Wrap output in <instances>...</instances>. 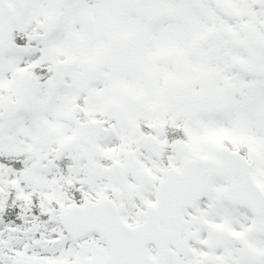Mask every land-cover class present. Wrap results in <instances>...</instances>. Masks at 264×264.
<instances>
[{
    "label": "snow or ice",
    "instance_id": "6c2138e0",
    "mask_svg": "<svg viewBox=\"0 0 264 264\" xmlns=\"http://www.w3.org/2000/svg\"><path fill=\"white\" fill-rule=\"evenodd\" d=\"M0 264H264V0H0Z\"/></svg>",
    "mask_w": 264,
    "mask_h": 264
}]
</instances>
